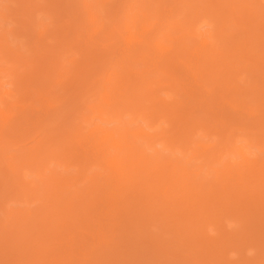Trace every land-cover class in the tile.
<instances>
[{
    "label": "bare ground",
    "instance_id": "1",
    "mask_svg": "<svg viewBox=\"0 0 264 264\" xmlns=\"http://www.w3.org/2000/svg\"><path fill=\"white\" fill-rule=\"evenodd\" d=\"M0 264H264V0H1Z\"/></svg>",
    "mask_w": 264,
    "mask_h": 264
},
{
    "label": "rangeland",
    "instance_id": "2",
    "mask_svg": "<svg viewBox=\"0 0 264 264\" xmlns=\"http://www.w3.org/2000/svg\"><path fill=\"white\" fill-rule=\"evenodd\" d=\"M1 3L4 4V2H2V1L0 0V4H1Z\"/></svg>",
    "mask_w": 264,
    "mask_h": 264
}]
</instances>
